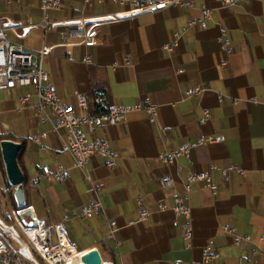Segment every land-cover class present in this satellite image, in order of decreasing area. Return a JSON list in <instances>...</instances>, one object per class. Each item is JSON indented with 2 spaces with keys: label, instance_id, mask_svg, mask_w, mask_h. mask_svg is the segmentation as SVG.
<instances>
[{
  "label": "crops",
  "instance_id": "crops-1",
  "mask_svg": "<svg viewBox=\"0 0 264 264\" xmlns=\"http://www.w3.org/2000/svg\"><path fill=\"white\" fill-rule=\"evenodd\" d=\"M8 1V6H20V13L14 14V20L0 17L40 22L38 0ZM187 1L192 7L170 6L120 22L101 23L96 27L99 44L88 47L71 45L80 41L70 38L65 27L46 34L33 29L21 38L7 33L11 41L25 47L50 48L43 64L62 103L76 107V94L86 93L91 113L98 96L104 98V104L129 109L125 123L103 126L93 135L107 140L120 156L112 169L100 157L92 158L87 166L96 175L108 217L82 219L72 213L87 206L93 195L82 172L61 151L60 139L51 132L50 124L38 117L36 99L20 111L19 98L30 90H0L4 93L0 135L20 143L22 149L24 213H29L24 215V226L61 223L77 251L96 249L104 261L113 264H202V250L207 245L219 253L211 264H237L239 257L264 264V258L251 255L264 236V0H234L231 5H224L223 0ZM203 9L210 12L206 28L188 27ZM123 10L110 0L92 6L84 0H61L60 9L48 12V18L54 22L91 20ZM220 27L227 30L228 53L220 47ZM176 31L181 33L178 46L167 52L164 46ZM87 54L90 63L84 61ZM189 88H202L203 92L188 98L185 91ZM146 101L158 107L154 124L144 110L136 108ZM205 110L210 118L201 124ZM209 136L223 141L197 144ZM186 144L192 146L190 159L181 157L167 167L159 162L161 153ZM43 166L66 168L69 178L55 182L40 177ZM223 171H227L226 178ZM192 173H209L211 182L192 186L188 203L192 240L187 248L180 227L184 219L175 220L172 211H160L159 205L171 207L173 197L182 194V183ZM163 176L172 179L166 188L160 185ZM35 179L38 185L33 184ZM9 192L4 182L0 184V222L5 231L14 223ZM141 210L148 212L144 221L139 220ZM223 226L233 227L249 241L234 246ZM111 227L117 228L118 246L107 239ZM0 231L1 240L18 245L1 226ZM14 238L21 237L16 233ZM262 248L264 251V244Z\"/></svg>",
  "mask_w": 264,
  "mask_h": 264
},
{
  "label": "built area",
  "instance_id": "built-area-1",
  "mask_svg": "<svg viewBox=\"0 0 264 264\" xmlns=\"http://www.w3.org/2000/svg\"><path fill=\"white\" fill-rule=\"evenodd\" d=\"M89 6L95 3L101 4L105 0H84ZM234 0H223L224 5H231ZM19 3L20 0H9L8 3ZM113 4H117L125 8V10L108 16L95 18L91 20H73L66 22H54L48 18V12L59 10L61 7V0H38V7L41 12V20L38 24H31L29 20L26 23L12 21L6 17H0V90H14L16 88L29 89L30 92L19 98L20 111L26 110L31 105V99H36L35 110L42 122H47L51 126V132L56 134L60 139V149L63 153L68 154L72 159L74 168L80 170L83 178L89 185L90 191L93 195L92 200L87 206L81 208L77 213H72L73 217H80L82 219H90L96 216H107L106 211L100 201L99 187L96 183V175L93 171L88 170V164L94 157L104 159V165L108 169L116 167L119 160V154L112 150L109 142L102 138L93 136L95 132L103 126L113 127L118 123L126 122V115L128 108L117 105L104 104V98H95V111L89 112V105L86 93L76 94V107L71 104L62 103L56 94V88L51 84L49 75L44 68L43 59L50 53V48L33 49L25 47L24 45L11 41L7 33L11 32L16 37H25L31 30L39 29L43 34L50 30L65 27L68 28V36L77 39L80 42L71 45H83L85 47L99 44L97 38L96 27L101 23L120 22L122 20L131 19L139 15L158 12L170 6H185L192 7V4L187 0H110ZM210 17V12L207 9L202 10V15L192 20L188 27L198 25L201 28H206V21ZM20 29V33L17 30ZM219 42L223 51H230V42L227 39V30L223 27L219 28ZM181 33L174 32L172 41L164 46L167 52H173L178 46ZM86 63L91 62L90 55L84 57ZM124 64H129L128 60ZM115 64V67H118ZM179 70L178 73H181ZM202 88H189L185 91L186 97H193L202 94ZM137 109L144 110L148 114L149 122L154 124L158 116V107L146 101L141 105L136 106ZM210 118L207 110L203 112L200 118V123L204 124ZM44 137V136H42ZM38 139H35L37 141ZM223 141L222 137L209 136L198 140V145H207L215 142ZM168 143V141L166 142ZM192 146L189 144L183 145L179 148L165 151L158 156L159 162L167 167L174 165L181 157L190 159ZM235 169V168H230ZM226 178L227 171L222 172ZM49 181L62 182L69 178V170L66 168H58L51 170L47 166L41 167V175ZM206 181L211 182L209 173L190 174L182 183L183 192L180 195L173 197V204L171 207L166 205H159L160 211L170 210L174 214L175 220L183 218L184 222L180 225L182 236L188 242L187 248H190V241L192 240V224L191 211L188 206L190 192L193 184L197 182ZM38 179L33 181L34 185H38ZM172 184V179L169 176H163L160 179V185L166 188ZM215 194V187H210ZM138 205L141 206V198L137 200ZM25 210H11L10 217L20 229L22 235L26 238L24 242L22 238L17 240L14 234L17 232L13 227H9L5 231V227L0 226L11 240H16L19 247L13 253L10 250V245L5 240L0 239V264H23L18 258L26 260L29 264H71L80 259L83 252L76 250L67 238L64 227L61 223H54L51 225L39 224L36 226H24ZM148 212L141 210L140 221L146 220ZM4 227V228H3ZM28 230H34L31 235ZM42 230V234H40ZM223 232L232 238V243L236 247H241L245 242L249 241L246 236L236 234V231L231 226H223ZM117 228L111 227L107 239L118 246L116 238ZM63 239L67 242V247L63 246ZM264 244V236L259 238V243L255 245L251 255L254 258H264V251L262 245ZM26 246L31 253V258L23 255L22 248ZM30 247L33 252L30 251ZM34 252L37 257L41 259V263L34 257ZM16 254L17 256H13ZM219 253L214 250L211 245H207L202 250V264H211L218 259ZM102 258V257H101ZM103 260V259H102ZM179 264V263H174ZM237 264H256L255 260H247L242 257L238 258Z\"/></svg>",
  "mask_w": 264,
  "mask_h": 264
},
{
  "label": "water",
  "instance_id": "water-1",
  "mask_svg": "<svg viewBox=\"0 0 264 264\" xmlns=\"http://www.w3.org/2000/svg\"><path fill=\"white\" fill-rule=\"evenodd\" d=\"M21 150L20 143L11 140H3L0 142V154L7 181L14 188L13 197L16 205L25 210L26 202L23 190L25 176L18 163V156ZM28 214V212L24 213L25 216ZM81 259L84 264H113L112 260H102L96 249L84 252Z\"/></svg>",
  "mask_w": 264,
  "mask_h": 264
},
{
  "label": "rangeland",
  "instance_id": "rangeland-1",
  "mask_svg": "<svg viewBox=\"0 0 264 264\" xmlns=\"http://www.w3.org/2000/svg\"><path fill=\"white\" fill-rule=\"evenodd\" d=\"M6 1L7 0H0V16H7L10 19L14 20V14L15 13H17V14L20 13V11H19V7L20 6H18L16 4H12V5L8 6L5 3ZM3 94H4L3 92H0V100L3 98ZM0 160L2 161L1 154H0ZM3 182H4L3 181V176H2V173H1V170H0V184H2ZM22 224L26 225V220H23ZM12 225L14 227V230L19 234V236L24 240V242H27L26 238L22 235V233H21L20 229L18 228V226L15 223H12ZM0 233H1V231H0ZM9 243L11 245V248H10L11 252L15 253L19 245H16V244L13 245V243L11 241H9ZM30 251L33 252L31 247H30ZM13 256L15 257L17 255L14 254ZM23 264H27V263H23Z\"/></svg>",
  "mask_w": 264,
  "mask_h": 264
},
{
  "label": "trees",
  "instance_id": "trees-1",
  "mask_svg": "<svg viewBox=\"0 0 264 264\" xmlns=\"http://www.w3.org/2000/svg\"><path fill=\"white\" fill-rule=\"evenodd\" d=\"M3 140H9V138H6V137L0 135V142L3 141ZM21 151H22V150H21ZM21 151H20L19 156H18V163H20ZM19 166H20V164H19ZM20 167H21V166H20ZM0 170H1V173H2V176H3V181H4V184H5V187H6L7 189L10 190V192H9V194H8V197H9V202H10V205H11L12 209H14V210H23V208H20V207H18V206L16 205V202H15L14 197H13L14 188L11 187V186L9 185L8 181H7V178H6V175H5V170H4L3 163H2L1 160H0ZM24 188H25V182H24ZM25 208H27V205L25 206ZM5 220H6L8 223H10V220H7V219H5ZM34 257H35L36 259H38V261H39L40 263L42 262L41 259H40L39 257H37V254H35V252H34ZM27 264H29V263L27 262Z\"/></svg>",
  "mask_w": 264,
  "mask_h": 264
},
{
  "label": "bare ground",
  "instance_id": "bare-ground-1",
  "mask_svg": "<svg viewBox=\"0 0 264 264\" xmlns=\"http://www.w3.org/2000/svg\"><path fill=\"white\" fill-rule=\"evenodd\" d=\"M27 232H29L32 235L33 232H34V230H28ZM42 233H43L42 230H40V234H42ZM62 243H63V246L64 247H67V242H66L65 239H63V242ZM21 251H22V253H23L24 256H26L28 258H31V253L29 252V250L27 249L26 246H23V248H22ZM71 264H84V263H83L82 259L80 258V259H77L76 261L72 262Z\"/></svg>",
  "mask_w": 264,
  "mask_h": 264
}]
</instances>
